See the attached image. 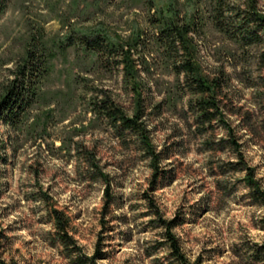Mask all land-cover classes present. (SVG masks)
I'll use <instances>...</instances> for the list:
<instances>
[{"label":"rangeland","instance_id":"obj_1","mask_svg":"<svg viewBox=\"0 0 264 264\" xmlns=\"http://www.w3.org/2000/svg\"><path fill=\"white\" fill-rule=\"evenodd\" d=\"M251 1L264 14V0L6 2L0 99L29 52L43 61L34 100L16 123L0 118L6 263L91 264L82 261L100 253L96 264H180L161 215L191 263L264 264V203L244 169L253 167L264 189V40L247 44L238 35ZM165 22L190 28V53L181 42L160 43ZM94 35L117 49L138 44L135 80L119 53L86 49L83 37ZM186 57L217 79L224 120L197 122L192 105L202 94L188 85ZM135 82L160 153L157 179L140 136L118 130L95 106L104 99L132 115Z\"/></svg>","mask_w":264,"mask_h":264},{"label":"trees","instance_id":"obj_2","mask_svg":"<svg viewBox=\"0 0 264 264\" xmlns=\"http://www.w3.org/2000/svg\"><path fill=\"white\" fill-rule=\"evenodd\" d=\"M8 0H0V13H2L6 7V2ZM252 10L249 11V16L244 20V22L240 23L239 28V37L242 38L247 44H251L253 42H260L264 40V14L258 12L256 10L254 1H251ZM165 27L161 29L160 34L157 36V39L160 43L168 41L169 44H176L177 41L182 43L183 48L186 53H190V47L188 45V33L190 28L188 26H178L175 22H165ZM251 24H256L257 30L253 31L249 27ZM260 32H262L260 35ZM84 46L86 49L93 51H102L103 53H113L120 54L122 58V62L125 64V73L130 78L136 79L137 69L136 63H134L132 59V50L137 48L136 45H129L126 48L124 46L116 48V45L106 44L104 39H102L99 35L94 36H84L83 37ZM74 40L71 39L69 44H74ZM42 57H34L31 52H29L28 57L26 58L25 63L19 68L16 79L13 80L12 85L7 89L4 96L0 99V118H5L10 122L16 123L19 119L20 113L22 110H25L29 102L34 100L36 96L35 85L37 82V78H40V74L42 73ZM182 71L186 73L188 78V85L192 89L196 90V93L202 94L201 97L196 99L193 103L194 111L196 112L197 122L202 125L205 123H211L216 119H223V112L218 103L217 94H216V86L217 79H209L207 76L203 75L193 61L191 57H186V59L182 62ZM137 82L134 83L133 90H135L136 96L139 99H136V107L135 111L132 115L127 114L122 108L117 106L115 103H108L107 100L96 101L95 106L96 110L100 113L103 112L105 117L113 123V125L118 128V130L125 133L126 131H132L137 133L141 141L147 150L148 154H150L152 159V164L156 168V172L154 173V178L157 179L159 176L158 171V162L160 161V153L155 149V146L150 139L149 130L146 126V123L143 121V107L141 98V92L139 86H137ZM231 142L235 148H238L240 143L235 138L231 139ZM247 171L246 181L251 187L253 195L256 199L260 200L264 203V189L260 185L258 179H256L254 168L246 164L244 166ZM101 176L103 178L108 179L104 172H101ZM109 194V191H107ZM54 214L57 219L58 227L61 230L62 235L66 238L72 239L67 231L68 221L65 219L63 212L55 209ZM159 215V213H157ZM162 223L166 228V239L169 243L172 254L177 258L180 264H198L191 263L185 253L183 252L180 243L176 234L173 232V222L168 221L167 219H163L161 215ZM264 221V218H263ZM3 236V233L0 232V238ZM264 248V243H263ZM100 253L94 255L92 257H85L83 259L86 263L96 264V260L99 257ZM0 264H8L0 257ZM15 264V263H12Z\"/></svg>","mask_w":264,"mask_h":264}]
</instances>
